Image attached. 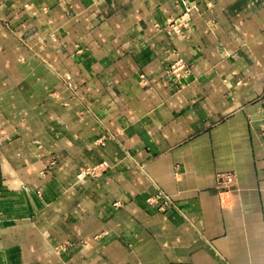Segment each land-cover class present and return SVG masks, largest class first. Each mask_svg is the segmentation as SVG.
Instances as JSON below:
<instances>
[{
	"label": "crops",
	"instance_id": "1",
	"mask_svg": "<svg viewBox=\"0 0 264 264\" xmlns=\"http://www.w3.org/2000/svg\"><path fill=\"white\" fill-rule=\"evenodd\" d=\"M0 264H264V0H0Z\"/></svg>",
	"mask_w": 264,
	"mask_h": 264
},
{
	"label": "built area",
	"instance_id": "2",
	"mask_svg": "<svg viewBox=\"0 0 264 264\" xmlns=\"http://www.w3.org/2000/svg\"><path fill=\"white\" fill-rule=\"evenodd\" d=\"M192 6L187 4L185 7V12L171 19L167 22L166 27L172 29L178 35H184L185 29L189 26L190 23V13L192 10ZM167 74L170 79L175 84H181L182 79L188 77L191 74V66L190 64L183 58L175 59L168 67ZM87 174H94L93 169H87ZM235 184V176L232 174L221 175L219 177V185L224 188L231 187ZM150 203L159 204V209L165 211L171 205V199L167 195L163 193H159L156 196H152L148 198Z\"/></svg>",
	"mask_w": 264,
	"mask_h": 264
},
{
	"label": "rangeland",
	"instance_id": "3",
	"mask_svg": "<svg viewBox=\"0 0 264 264\" xmlns=\"http://www.w3.org/2000/svg\"><path fill=\"white\" fill-rule=\"evenodd\" d=\"M172 62H173V61H172ZM172 62H171V63H172ZM171 63H170V64H171ZM168 67H169V66H168ZM168 67H167V69H168Z\"/></svg>",
	"mask_w": 264,
	"mask_h": 264
}]
</instances>
